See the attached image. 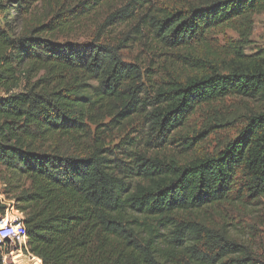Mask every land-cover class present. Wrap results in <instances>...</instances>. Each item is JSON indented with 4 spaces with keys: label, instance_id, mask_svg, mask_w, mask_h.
I'll use <instances>...</instances> for the list:
<instances>
[{
    "label": "trees",
    "instance_id": "16d2710c",
    "mask_svg": "<svg viewBox=\"0 0 264 264\" xmlns=\"http://www.w3.org/2000/svg\"><path fill=\"white\" fill-rule=\"evenodd\" d=\"M37 1L0 0V165L11 178L29 183L14 198L24 214L26 252L41 264H264V254L253 255L224 227L186 217L264 198V114L249 117L216 155L185 164L130 153V167L110 160L103 140L89 146L87 131L88 124L98 130L106 119L119 125L136 115L163 143L203 104L229 96L264 102V50L239 53L227 74L206 65L204 74L184 83L155 81L152 96L140 98L141 70L124 62L117 46L97 37L76 44L52 36L103 0L79 1L56 25L38 24L26 32L24 22L16 34L11 23ZM263 10L264 0H215L142 19L159 44L177 50L204 45L211 30L248 22ZM20 77L27 85L13 92ZM53 141L83 153L46 148Z\"/></svg>",
    "mask_w": 264,
    "mask_h": 264
},
{
    "label": "rangeland",
    "instance_id": "374dc122",
    "mask_svg": "<svg viewBox=\"0 0 264 264\" xmlns=\"http://www.w3.org/2000/svg\"><path fill=\"white\" fill-rule=\"evenodd\" d=\"M79 1L81 0H38L32 3L20 20L11 24L16 34L20 33L24 22L26 32L38 24L56 25L65 12L74 9ZM213 1L215 0H103L79 21H72L68 28L52 36L56 42L76 44L97 37L100 43L117 46L121 59L141 70L144 92L139 97L147 98V95L149 97L152 94L155 81L175 80L184 83L187 78L204 74L206 65L216 67L220 73L227 74V65L239 53L251 55L264 50V10L251 14L248 22L235 21L230 26L211 30L204 45L193 44L177 50L164 48L159 44L154 38L153 28L142 19L145 14L159 18L165 12H186L191 8L207 6ZM56 14L62 15L54 20ZM112 14L113 19L108 20ZM14 16L13 13L11 18ZM40 76L41 74L37 75L33 81L31 79L30 84ZM20 81V87L13 89V92L21 91L27 85L25 77H20ZM94 85L96 86V83L91 82V86ZM0 98H4L1 89ZM257 113L264 114V102L240 96H229L220 101L203 104L191 112L183 125L171 132L163 143L150 135L149 125L141 117L133 115L119 125L106 119L98 130L87 123L89 146L103 140L102 148H108L111 153L108 158L113 161L122 160L130 167H134L133 156L128 157L130 153L143 154L146 159L160 160L167 165L171 161L185 164L194 158L219 153L226 144L237 137L245 127L247 119ZM174 136L187 138L188 142H170ZM46 148H57L75 155L83 153L78 146H70L65 142L61 144L53 141L52 145ZM130 180L137 181L135 178L124 181ZM28 185L24 178H11L0 165V206L4 211L2 219H19L22 222L24 214L17 210L14 198L25 191ZM186 217L196 218L201 223L216 228L224 227L232 239L249 248L253 255L264 254V198L259 201L251 200L245 205L235 203L216 209H202L186 214ZM17 247L13 246L16 251L6 248L4 253L0 254V264H4V257L9 258L15 252H20L28 261L36 258ZM6 264L13 263L9 259Z\"/></svg>",
    "mask_w": 264,
    "mask_h": 264
},
{
    "label": "built area",
    "instance_id": "2783aa9c",
    "mask_svg": "<svg viewBox=\"0 0 264 264\" xmlns=\"http://www.w3.org/2000/svg\"><path fill=\"white\" fill-rule=\"evenodd\" d=\"M18 246L20 250H26V234L23 223L16 220H4L0 218V254H3L6 248H10L16 251L13 246ZM12 259V255L9 258H3L2 262L6 264V261Z\"/></svg>",
    "mask_w": 264,
    "mask_h": 264
},
{
    "label": "bare ground",
    "instance_id": "6f19581e",
    "mask_svg": "<svg viewBox=\"0 0 264 264\" xmlns=\"http://www.w3.org/2000/svg\"><path fill=\"white\" fill-rule=\"evenodd\" d=\"M16 253V254H15ZM13 253L14 255H12V263L13 264H41L40 261L38 259H33L28 261L27 258L21 256L20 252H15Z\"/></svg>",
    "mask_w": 264,
    "mask_h": 264
}]
</instances>
